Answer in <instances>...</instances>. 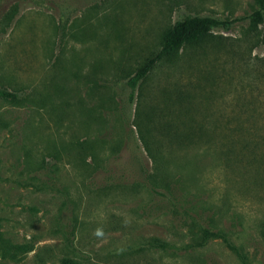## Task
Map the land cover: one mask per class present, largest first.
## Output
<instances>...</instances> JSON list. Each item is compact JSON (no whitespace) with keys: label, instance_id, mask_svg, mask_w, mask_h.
Masks as SVG:
<instances>
[{"label":"rangeland","instance_id":"374dc122","mask_svg":"<svg viewBox=\"0 0 264 264\" xmlns=\"http://www.w3.org/2000/svg\"><path fill=\"white\" fill-rule=\"evenodd\" d=\"M255 0H0V264H264ZM234 21L130 80L191 17Z\"/></svg>","mask_w":264,"mask_h":264},{"label":"trees","instance_id":"16d2710c","mask_svg":"<svg viewBox=\"0 0 264 264\" xmlns=\"http://www.w3.org/2000/svg\"><path fill=\"white\" fill-rule=\"evenodd\" d=\"M255 2L257 10L250 16V19L253 23L262 24L264 22V0H255ZM234 23V21L200 16L177 22L166 35L162 49L139 69L136 75L130 80V85L133 89L136 88L137 83L144 79L163 57L187 45L197 43L202 37L214 29L229 30ZM0 94L7 95L2 92Z\"/></svg>","mask_w":264,"mask_h":264}]
</instances>
